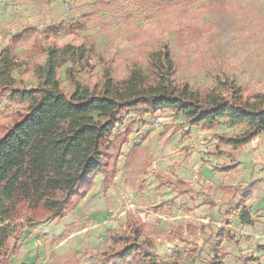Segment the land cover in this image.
Here are the masks:
<instances>
[{
	"label": "rangeland",
	"instance_id": "1",
	"mask_svg": "<svg viewBox=\"0 0 264 264\" xmlns=\"http://www.w3.org/2000/svg\"><path fill=\"white\" fill-rule=\"evenodd\" d=\"M20 31H26L24 38L12 42ZM162 40L170 45L179 80L212 88L218 78L228 77L243 87L264 92V0H0V54L14 56L19 65L14 75L23 78L27 88L36 86L33 66L45 60L44 50L49 45L91 49L88 57L75 63L61 60L58 76L68 90L72 88L67 81L69 69L81 83L95 85L101 82L109 62L116 77L127 76L134 64H141L152 79L147 56ZM23 106L0 97V134L18 118L16 111ZM182 120V115H174L170 109L155 114L132 113L113 137L122 153L126 143L138 147L126 161L125 174L117 181L116 175L113 186L107 188H94V182L91 190L94 188L95 194L85 207L88 212L75 222L65 227L60 220L46 221L26 229L11 264H58L72 256L81 264L96 262L98 252L112 247L109 231L122 230L128 214L146 223L155 260L205 264L204 260L220 247L216 238L207 235L221 219L225 220L221 200H232L236 188L231 187L228 196L218 199L219 186H214L212 195L218 199L214 206L204 205L200 194L193 202L188 196L173 200L175 193L168 186L163 190L158 186L156 173L172 176L187 170L188 160L178 158L185 149L197 151L200 161L214 169L208 164L216 145L215 132L234 133L235 129L224 120L213 132L206 133L201 127L182 125ZM132 134L134 138L128 139ZM255 138V153L264 154V132ZM240 148L242 157L238 155L240 150L235 154L225 152L218 155V163L225 165L231 157L234 163L239 157L247 167L250 150ZM202 180L203 174L194 172L191 183L200 189ZM259 189L264 191V184ZM218 207L223 208L220 216ZM63 232L65 238L55 243L54 238ZM237 257L239 262L229 257L225 263L244 264L259 258Z\"/></svg>",
	"mask_w": 264,
	"mask_h": 264
},
{
	"label": "trees",
	"instance_id": "2",
	"mask_svg": "<svg viewBox=\"0 0 264 264\" xmlns=\"http://www.w3.org/2000/svg\"><path fill=\"white\" fill-rule=\"evenodd\" d=\"M24 32L11 41L23 39ZM44 51L45 60L33 66L37 84L32 88L24 87L23 78L16 79L14 72L19 65L14 56L0 54V97L24 105L16 111L18 118L0 134V264H11L26 229L59 221L73 211L87 196L97 175H102L103 188L113 182L122 155L113 137L135 111L155 114L170 109L174 115L183 116L182 125L207 131L229 121L235 132L215 133L217 153L229 152L222 149L223 144L237 149L264 132V92L243 87L228 77L218 78L212 88L179 80L166 41H159L148 53L152 79L141 64H134L127 76L116 77L109 62L101 82L95 85L81 83L69 69L71 90L58 76L61 60L75 63L90 52L72 44L49 45ZM156 176L160 187L169 185L177 196L195 192L181 179L174 180L163 172ZM259 182L253 181L241 190L239 203L225 214L227 224L235 212L241 224L254 222L246 202ZM215 236L219 246L225 240L236 242V232L226 226L220 227ZM109 237L111 249L98 252L96 262L88 264H169L154 259L153 239L146 223L131 214L126 226L120 231L110 230ZM64 238L65 232L54 241L59 243ZM259 249L264 252V245ZM225 256L217 254L207 264H226ZM65 259L58 264H81L75 256Z\"/></svg>",
	"mask_w": 264,
	"mask_h": 264
},
{
	"label": "crops",
	"instance_id": "3",
	"mask_svg": "<svg viewBox=\"0 0 264 264\" xmlns=\"http://www.w3.org/2000/svg\"><path fill=\"white\" fill-rule=\"evenodd\" d=\"M188 127L190 128V126H188ZM218 127H216V129ZM143 128H145V127L143 126L142 129ZM203 132H206V133L209 132L210 133L213 131L203 130ZM223 133H226V132H223ZM133 136H134V134L130 135V137H128V139L132 140L134 138ZM255 139H253L250 143L242 146V148L248 147L250 150V154H249L250 158L248 156L249 162H248L247 167L245 166V163L241 160L242 158L239 159V157L236 159V162H234V163H231V160H233V158L231 157L230 160L228 159V161L225 162L226 163L225 165H220L217 161V160H220L218 158V155L219 154L224 155V153H217L214 151V148L218 144V139L215 137L214 142L216 145L213 146V154L211 155L210 162L208 164L210 167L213 164L215 166L214 169H210V168L208 169L207 163L200 161L201 157L197 151H195L193 149H188V150L185 149L180 155H178V158H180V161H184V159L188 160V162H187L188 166L186 164L187 170L182 169L180 171H176L172 176L168 175L166 172H163L166 175L173 178L174 180L181 179V180L185 181L187 183V185L190 186L195 191L194 193L183 194V195L177 196L176 191L172 190L169 187V185H167L170 188V191L175 193L173 196V200H176L178 197H181V196H188L190 198L191 202H193V201H195V196L200 194L204 197V203H203L204 205L214 206V204L217 203L218 199H221L222 197L229 195V193L227 192L228 190L231 191V189L233 187H235L236 190L240 188V192L233 189L234 191H233V196H232L233 199L232 200H230V199L221 200V203L224 204V209H225L223 214H226V212L229 210V208L235 207L239 203L241 196H242L241 190L245 189L249 183L256 181V180L261 182V183L259 182L255 186L253 193H252V196L246 202L247 207L249 209H251L250 211H251L252 217L254 219V222L251 225L241 224L238 217H237L238 212H235V214L230 217V223L229 224H227L225 220L221 219L220 225L218 227H215V229L212 232H210L207 235V233L205 231V235H207L209 238L212 237V239L216 238L215 233L222 226H226L227 228H230L236 232V242L225 240L220 245V247L216 248L217 250L215 252L214 251L212 252L213 254L211 255V257L208 258V260H204L205 264H207L217 254H225L226 255L225 256V262H227L229 257H232L235 260H237V262H239L237 256H239V258H241L242 255L246 256V257L259 256V258L256 257L257 260L247 261L245 263L246 264H260V263L264 264V252L259 249L260 246L264 245V191H261L259 189V188H261V185L264 184V181H262V180H264V171H262V169H263L262 165H264V154H261V153L256 154L255 153V150L257 151V147H256V145H254ZM124 145H125V147L127 146V148H126V151H123L122 155L119 158V165H117L116 181L118 180V178L120 176L125 174V171L127 170L126 161L128 160V157L133 153L134 150H138L137 149L138 147L136 148L135 147L136 145H132V142H130V144L126 143ZM185 145L187 146V143ZM128 146H130V147H128ZM186 146H184V147H186ZM222 149L227 150L229 152L232 151L233 152V153L231 152L232 154H235L236 152L238 153V150H240L238 155L240 157H242L241 156L242 155L241 148L233 149L231 147V145L223 144ZM168 151H170V150H168ZM151 154L152 153H150V155ZM240 161L242 162V164L236 166L238 164V162H240ZM203 163H204V165H203ZM256 163H259L260 166L255 165ZM226 165H235V167L232 168L231 170H226V171H219L217 169V167L226 166ZM240 168H242V169H240ZM207 169H208V172H206ZM239 169H240V171H238ZM194 172H198V173L201 172L204 176V180H202V182H204V186L200 187V189H196L194 184L191 183L192 179L194 178ZM192 174H193V176H191ZM174 175L181 176L182 178L181 177L177 178ZM96 178L98 179V181ZM95 179L96 180L94 181L95 182L94 188L97 185H98V187H101L102 186L101 185L102 184V175L101 174L97 175L95 177ZM116 181H115V183H116ZM109 186H113L112 183ZM158 186H159V182H158ZM214 186H216V187L219 186V188L217 190L218 191L217 192L218 193L217 194L218 199H216V200L214 199V196L212 195V193L215 190ZM164 187H162V190ZM93 189L87 194V196L82 201H80V203L74 208L73 211H71L67 216H65L64 218H62L60 220L63 222L65 227H66V225H69L70 223L75 222L77 219L82 218L83 216H85L87 214L88 210L85 209V207L88 206L89 198L91 197V195L95 194L94 193L95 191H93ZM124 189H125V185H124ZM207 201L210 203H208ZM233 202L235 203V205L232 204ZM222 209L223 208L218 207L217 214L219 216H220V210H221V213L223 211ZM225 219H226V216H225ZM48 222L56 223L58 221L53 220V221H48ZM232 244H233V247H231ZM18 246H19V244H18ZM234 247H235V249H233ZM238 247H240L241 249H239ZM259 259H260V261H259Z\"/></svg>",
	"mask_w": 264,
	"mask_h": 264
}]
</instances>
